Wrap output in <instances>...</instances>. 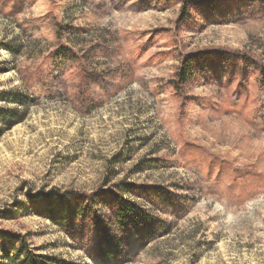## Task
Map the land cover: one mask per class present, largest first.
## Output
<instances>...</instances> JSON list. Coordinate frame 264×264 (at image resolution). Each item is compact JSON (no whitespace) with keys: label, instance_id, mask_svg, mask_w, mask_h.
<instances>
[{"label":"rangeland","instance_id":"rangeland-1","mask_svg":"<svg viewBox=\"0 0 264 264\" xmlns=\"http://www.w3.org/2000/svg\"><path fill=\"white\" fill-rule=\"evenodd\" d=\"M0 232L264 264V0H0Z\"/></svg>","mask_w":264,"mask_h":264},{"label":"trees","instance_id":"trees-1","mask_svg":"<svg viewBox=\"0 0 264 264\" xmlns=\"http://www.w3.org/2000/svg\"><path fill=\"white\" fill-rule=\"evenodd\" d=\"M65 57V54L59 53L56 57V62L61 63L62 61H64ZM57 198L62 201L64 199V196L58 194ZM121 212L119 214V218L124 221L123 218L125 217V215H127V212L125 208L122 209ZM0 242L2 243V246L0 247V264H58L48 256H36V254L33 253L32 249L21 237L14 235L8 237L0 232ZM118 245L120 247V244ZM8 246L11 247V249H7ZM16 246L17 248L14 249V247ZM101 248L102 247L100 246V252L102 250ZM103 258L107 260V256L104 255Z\"/></svg>","mask_w":264,"mask_h":264}]
</instances>
